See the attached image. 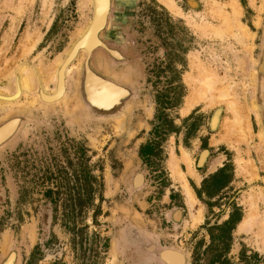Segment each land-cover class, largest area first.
<instances>
[{"label": "rangeland", "instance_id": "rangeland-1", "mask_svg": "<svg viewBox=\"0 0 264 264\" xmlns=\"http://www.w3.org/2000/svg\"><path fill=\"white\" fill-rule=\"evenodd\" d=\"M113 1L104 34L129 59L110 61L96 47L92 65L135 94L126 111L101 117L81 100L84 50L69 62L75 66L65 75L63 94L33 101L35 94L55 93L56 77L45 67L85 31L91 0H0V92H18L24 69L37 77L20 100L0 93V101L19 100L0 104V126L17 121L12 138L0 144V264H13L14 254L6 260L13 251L16 264H138L146 254L131 228L139 231L142 246L157 244L152 264H159L163 248L182 251L187 264H264L262 227L241 229L252 204L264 219V0H174L181 11L162 0ZM226 18L230 32L224 30ZM210 24L218 34L205 32ZM28 38L35 43L22 57L19 49ZM200 61L217 73L218 87H234L231 101L251 126L245 138L228 134L226 120L233 114L225 101L190 106ZM88 79L95 92L90 101L110 104L127 93L114 82L91 74ZM217 110L219 135L210 137L207 126ZM150 141L155 154L144 159L140 150ZM204 148L211 151L207 161L206 153L198 159ZM203 165L208 169L201 174ZM138 171L147 183L132 192ZM139 183L140 177L133 182ZM49 187L57 199L55 220L44 195ZM169 205L184 214L178 229L160 224L156 211L166 212ZM198 211L202 219L195 223ZM166 257L174 264L181 259L170 251Z\"/></svg>", "mask_w": 264, "mask_h": 264}, {"label": "bare ground", "instance_id": "bare-ground-1", "mask_svg": "<svg viewBox=\"0 0 264 264\" xmlns=\"http://www.w3.org/2000/svg\"><path fill=\"white\" fill-rule=\"evenodd\" d=\"M162 1L165 2L166 4H168L171 9H173L175 11H181L177 7V5H176V3H175L174 0H162ZM91 2H92V6H93V12H92V17H91V20L89 22V25H90V23H91V21L93 19V15L95 13V7H97V13H98V20H97V22H98L97 24L98 25H97V27L100 26L98 29H95L94 31H92L86 37L85 45L91 51L90 52L89 51L87 52V50L81 49L78 52L74 53V55L72 54L69 57V55L71 54L72 46L75 43L74 42L72 44V46L70 47L69 51H67V53H65L64 55L60 56L50 66L45 67V70L44 71L50 76V78L53 79V78L56 77L57 87L55 89V93H50V96H48V97L42 96V95L37 96L35 94V97H34V100L33 101H38L39 100L41 102V100H43L42 102H44V100L53 99V98H56V97L60 96L61 94H63V91H64L65 86L67 84L66 83V80H65V75L66 76L68 74L70 75L71 74V71L74 69V66H75L72 63L71 64L73 66L72 65H69L70 64L69 62H71L73 60V58L75 59L76 58L75 57L76 54L81 53L82 50H84L86 52L85 53V58L87 60L86 61V64L88 63L87 64L88 67L86 65L84 67V74H85L84 76L87 78V82L89 81L88 74H91V75H93V77L99 79L100 81L103 79L101 82L109 81V82H112V83L114 82V83L118 84L119 86H121L119 82H115L114 81L115 79L112 80V79H110L108 77L107 78L104 77L105 75L103 76L100 73V71L99 70H96L97 68H95L92 65L93 58H94L93 57V53L95 52V48L96 47L97 48H100V49H103V50L104 49L111 50L115 55H117L118 53H119V55H122V52L120 50L115 49V48H111L108 45V43L106 41H104L105 39L102 40L101 38H99V33H104L105 29H107V26L111 23L110 17H111L112 7L114 6V1L113 0H96V6H95L94 0H91ZM213 11H215V8H213ZM217 11L219 13H221V10L219 9V7L217 8ZM236 11H238V10L236 9ZM225 21L226 22L224 24L225 25L224 26V28H225L224 30L227 31V32L232 31L231 29L233 28L232 27L233 25L231 26V24H232L231 23V20L229 18H226ZM89 25L87 26V28L85 29V31L88 29ZM204 29H205V32L206 33H208L209 31H211L214 34H218V31H220L219 28H216V27H214L211 24L209 26L205 27ZM84 32H83V30L80 31V36L78 38H80L83 35ZM26 40L28 42L26 44H23L21 46V48L19 49V54L22 57L27 56V55H29L32 52V48H33L34 43H35V39L28 38ZM96 43H97V45H95ZM103 44H104V46H103ZM103 47H106V48H103ZM126 55H128V54H126ZM2 56H4V54L1 53V50H0V58ZM121 57H123V55ZM125 57H127V56H125ZM60 63H63V68L62 69H59L58 68V64H60ZM21 66L22 65H20V68H22ZM32 67H33V65H32ZM20 68H19V70H20ZM87 68H88V70H87ZM197 69H198L197 76L193 78V82H195V88H194L195 91H194V94H196V95H193L191 97V99H190V106H194V105H196L199 102H207L208 104H211V105L214 104L215 105L217 102L225 101L226 104L229 106V110H231V112L233 114V117L231 119H228L227 118V120H226V126L225 127L227 128L228 134L231 135V136L233 135V136H235L237 138H242V139L245 138L246 135H247V131L249 129H251V126H250V123H249L248 120H247V122H246L245 119L243 120L244 116H243L241 110H239V107L237 106V104L231 101V99L234 96V92H233L234 91V87H232L231 85H225V86H222V87H218L217 86V83L219 82V77H218L217 73H215L214 71L209 70L208 68H206L205 65L201 61L198 62ZM44 71L42 69V64H40V72L41 73H44ZM25 72H27V74H24ZM10 73H11V71H10ZM96 76H98L99 78L96 77ZM36 78L37 77H35V74H34V72H33V70L31 68L24 69V70H22V75H21V78H20L19 83L17 82V85H19L17 87L19 89L18 92H16V93H13V92L10 93L7 90H4V93H1V92L0 93L3 94V95L8 96V98L7 97H5V98L10 99V100L11 99H19L21 93L25 94V92L31 91L32 87H34L35 84H36ZM48 82L49 81L47 79L44 80V88H43V91H46L47 92V84L46 83H48ZM15 88H16V83H15ZM13 94H16V95H13ZM66 96H67V94H66ZM127 96H128V94L126 93V95L124 97H121V98L115 100L114 102H112L110 104L109 103H106V102L105 103L104 102L103 103H96V102H94V103L96 105H105V107H110L111 108L112 106H114L116 104H119L121 102V99H124ZM82 97L85 98V96L81 92V98ZM19 100H16V102H18ZM81 100L83 102V99H81ZM16 102L15 101H0V104L2 105V104L7 103V104H12L13 105ZM92 102H93V100H92ZM88 103L86 102V104H88ZM84 106H86V105L84 104ZM88 106H90V105L88 104ZM88 106H86V107H88ZM90 107H95V106L94 105H91ZM12 120H17V118L16 119H11V121ZM6 123H4L3 126L0 127V144H2L5 141H7L17 131L16 130L15 132H12L11 133V131L14 130V128H15V126L17 124V121H14V122L8 124L7 126H5ZM2 127H3V129H2ZM182 157L186 161H188V162L191 161L190 156L186 152H183V156ZM175 170L178 171L181 174V176H184V174L182 173V171L179 169L178 164L175 165ZM185 192H186V194L188 196L189 203L191 205H194L196 203V199H195V197H194V195L192 193V190L189 187L188 183L185 184ZM200 214H201V211H198V216L194 217L193 221H195V223H196V221L202 219V218H200ZM202 215H203V213H202ZM256 224L257 225L260 224V226L262 227L261 233L259 235V241L264 245V233H263L264 232V219L261 220L260 213H259L258 209H256V205L255 204H252L251 205V211H250L249 215L247 216V218L244 220V223H242L241 229L242 230L243 229H245V230H251ZM129 234H130V236H131V234H134L135 235V238H133V239H137L138 241H140L141 243H143V241H141V239L139 238V232L137 230H135L134 228H131V230H129ZM148 248L151 249V250H156L157 249V244H155V243H152L151 244L150 243L149 246H148ZM169 251L170 252H174V253H178L180 255V257H181V259L178 260L179 264H185V260H184L183 254L181 252L177 251V249H169V248H166V249H164L162 251V255L164 257L163 259L165 260V262H164L165 264H167V263L168 264H174L172 261L168 260L167 257H166L167 256V253ZM12 256H13V254H12ZM145 262L146 261H143V260L141 261V263H145ZM4 264H6V262Z\"/></svg>", "mask_w": 264, "mask_h": 264}, {"label": "flooded vegetation", "instance_id": "flooded-vegetation-1", "mask_svg": "<svg viewBox=\"0 0 264 264\" xmlns=\"http://www.w3.org/2000/svg\"><path fill=\"white\" fill-rule=\"evenodd\" d=\"M263 62H264V59H263ZM263 62H262V64H263ZM261 72H263V70H261ZM121 86L125 89V91L127 92L128 96L126 98H124V99H121V102L119 104H116L117 106L116 105L112 106L113 108L116 106L115 107V111H117L118 108H122L123 111H126V108L128 107L129 102H131V99L133 98V96L135 94V92L130 87H127L124 84L121 85ZM82 94L84 95V92H82ZM89 112L91 113V115L95 114L96 116H101V117H103V116L107 117V116L110 115V112L98 113L97 111H94L93 108L91 110H89ZM220 120H221L220 110H217L216 113L212 116L209 125L207 126L208 127L207 129H209L208 132H207L208 136L216 137L217 135H219V134H215V133L220 128ZM28 121L29 120H27V122ZM211 132H213L214 135ZM210 137L207 138V140L209 141L208 142L209 145H211L210 142L213 140V139H210ZM11 138H9V139H11ZM6 142H4L3 144H5ZM154 149H155L154 148V142L153 141L147 142L145 145H143L141 147V150H140L141 157L144 158V159H148V158L153 157V155L155 154V150ZM203 153H206V156H204ZM210 154H211L210 150H207L205 148L201 149L200 154L198 156V159L200 158L199 160H201V159H203L202 157L204 156V159H206V161H207V159L209 158ZM204 166H205V169L199 170V172L201 174L204 173L205 170L208 169L206 167V165H203V167ZM138 177L141 178V183H139V185L136 186V185L133 184V182ZM146 183H147V178H146L145 174L143 172H140V171L136 172V174L132 177V180H131V188H132L131 190H132V192H137V191L141 190L146 185ZM53 189L54 188L49 187L47 190H45L44 195H45V197L47 199L46 200V204H47L48 208L51 210V212H52L51 214L53 215V219L55 220L56 219V213H57V199L55 198V191ZM169 206H172V207L169 210H167L166 212H160L159 210H157V211L155 210L157 212V214L160 216V217H158L160 219V221H161L160 224H161L162 228L167 229V230H174L175 228L178 229L179 226L184 221V214H183L182 210L179 207H176V206L173 207V205H169ZM50 210H48L47 215H49ZM46 219H48V216H46ZM164 249H166V248H163L160 251H163ZM169 249H174V248H169ZM180 252L183 253L182 251H180ZM154 253H155V250H153V254ZM12 254L15 255L14 259H13V262H14L13 264H16L17 263L18 254L15 251L11 252L8 255V257L6 258V260ZM185 256H186V263L185 264H187V262H188L187 261V255L185 254Z\"/></svg>", "mask_w": 264, "mask_h": 264}, {"label": "water", "instance_id": "water-1", "mask_svg": "<svg viewBox=\"0 0 264 264\" xmlns=\"http://www.w3.org/2000/svg\"><path fill=\"white\" fill-rule=\"evenodd\" d=\"M94 2H95V6H96V0H94ZM112 9H113V7H112ZM112 18V12H111V17H110V19ZM97 20H98V13H97V7H95V13H94V15H93V19H92V21H91V23H90V25H89V27H88V29L83 33V35L80 37V38H78L76 41H75V43L73 44V46H72V49H71V54L69 55V57L73 54L74 55V53H76V52H78L79 50H81V49H85V50H87V52L89 51H91L90 49H88V47L85 45V40H86V37L92 32V31H94L95 29H98L99 27H97ZM110 25H111V23L107 26V29H105V31H104V33H108V32H106L107 30H109V28H110ZM97 27V28H96ZM103 33V37H104V41H106L107 43H108V45L111 47V48H115V49H118V50H120L124 55H123V57H121L122 55H119V54H117V55H115L111 50H108V49H104V51L107 53L106 55L111 59L110 61H113V62H125V61H127L128 59H129V56L128 55H126V53L120 48V47H118V46H116V45H114L113 43H111V39H109V37H107V36H105L106 34H104ZM102 45V44H101ZM103 46H104V44H103ZM103 48H106V47H103ZM125 56H127V57H125ZM94 61L96 60V57H97V55L95 54L94 56ZM115 58V59H114ZM92 59V58H91ZM86 58H85V62L83 63V65H82V69H81V74H80V78H79V88L81 89V91L82 92H84V96H85V98L84 97H82L81 99H83V105L85 104L86 106H88V104L91 106V105H94L95 107H90V106H88L87 108L89 109V110H91L92 108L94 109V111H97L98 113H101V112H110V114H116V111H115V107L117 106H115L114 108L113 107H105V105H96L94 102H92V101H90L91 99L90 98H92V97H90L91 95L93 96L94 94H95V92H91L90 90H91V84L89 85V83L87 82V78L84 76L85 74H84V67H85V65L88 67V63L86 64ZM95 64H96V62H95ZM96 68V67H95ZM87 70H88V68H87ZM97 70V69H96ZM101 73V72H100ZM103 75V74H102ZM104 76V75H103ZM104 77H106V76H104ZM93 99V98H92ZM87 100V101H86ZM86 102L88 103V104H86ZM119 113H121V111L119 112ZM118 113V114H119ZM3 126V125H2ZM1 127V126H0ZM136 230V229H135ZM139 232V231H138ZM140 235V234H139ZM139 238L141 239V241H143V238L142 237H140L139 236ZM135 240V239H134ZM135 241H137L138 242V240L136 239ZM140 242V241H139ZM141 243V242H140ZM143 243H144V241H143ZM143 243H142V245H143ZM139 246L144 252H145V257H140V258H138V264H152L153 262H152V260H153V256L151 257L150 255L151 254H153V250H151V249H149L148 248V246ZM178 251V250H177ZM180 252V251H179ZM183 254V256H184V260H185V263H186V256H185V254L184 253H182ZM138 256H140V255H138ZM157 260H158V262H159V264L161 263H164L165 262V260L163 259L164 257H163V255H162V251H160L158 254H157ZM154 259H156V258H154ZM146 261L145 263H141V261ZM167 263V262H166ZM165 264V263H164ZM168 264V263H167Z\"/></svg>", "mask_w": 264, "mask_h": 264}]
</instances>
